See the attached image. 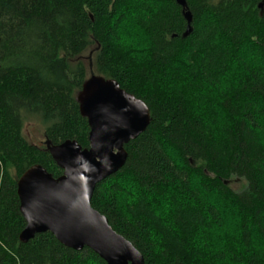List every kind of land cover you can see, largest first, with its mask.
Listing matches in <instances>:
<instances>
[{"label": "trees", "instance_id": "16d2710c", "mask_svg": "<svg viewBox=\"0 0 264 264\" xmlns=\"http://www.w3.org/2000/svg\"><path fill=\"white\" fill-rule=\"evenodd\" d=\"M186 3L182 38L176 0H0V264H108L50 232L19 240L22 174H64L45 144L90 148L76 97L91 47L94 74L151 118L97 184L95 211L146 264H264V0ZM32 120L42 146L23 135Z\"/></svg>", "mask_w": 264, "mask_h": 264}, {"label": "water", "instance_id": "95a60500", "mask_svg": "<svg viewBox=\"0 0 264 264\" xmlns=\"http://www.w3.org/2000/svg\"><path fill=\"white\" fill-rule=\"evenodd\" d=\"M176 2L188 25L185 38L192 33V15L186 0ZM259 7L262 9L264 3ZM76 99L82 117L88 120L90 148L83 149L72 140L59 146L45 144L64 174L54 178L40 165L22 174L16 188L26 225L19 240L28 243L50 232L64 246L74 251L89 248L108 264H146L135 246L95 211L91 197L97 184L124 167L128 156L125 146L148 128L150 110L116 81L94 73Z\"/></svg>", "mask_w": 264, "mask_h": 264}, {"label": "rangeland", "instance_id": "374dc122", "mask_svg": "<svg viewBox=\"0 0 264 264\" xmlns=\"http://www.w3.org/2000/svg\"><path fill=\"white\" fill-rule=\"evenodd\" d=\"M136 42L135 45L137 48L142 47L143 49H145V46H143L141 43V41L137 38H135ZM93 51L94 48L91 47L87 52H85L83 54V62L86 65L85 68H87V72H88V78L89 79L91 77V74L94 73V69L93 67ZM23 135H25L26 139L28 140L29 143L31 144H36L39 146H42L43 143L45 142V129L42 127V125L40 124V122H37V120H32L27 122L24 126V130H23ZM231 186L233 189L239 191L242 189V187L244 186V183L240 182V181H235L233 183H231ZM214 235L219 236V233H216Z\"/></svg>", "mask_w": 264, "mask_h": 264}]
</instances>
